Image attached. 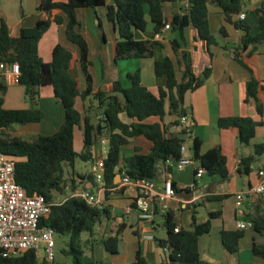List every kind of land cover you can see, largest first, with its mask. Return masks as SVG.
I'll return each mask as SVG.
<instances>
[{
	"label": "trees",
	"instance_id": "1",
	"mask_svg": "<svg viewBox=\"0 0 264 264\" xmlns=\"http://www.w3.org/2000/svg\"><path fill=\"white\" fill-rule=\"evenodd\" d=\"M168 0H114L110 5L107 0H40L38 12L47 13L48 19H38L34 27H22L17 35H12L6 21L0 13V62L17 63L20 75L13 83L25 89V95L31 101L29 109H5L4 97L8 86L0 83V153L15 161L17 183L30 196L42 195L51 205L49 216L42 222L46 227L54 230L56 236H67V247L61 254L70 257L73 264H98L95 257L96 242H102L105 251L115 256L119 253L124 222L116 231H110L106 236L98 234L104 229V223L115 221L120 215H114L113 207L108 204L113 194L123 193L125 187L116 183L117 176L127 174L131 180L152 179L156 182L161 169L171 171L173 162L182 158L181 148L185 143L187 132L183 129L180 118L188 116L185 108L187 93L202 87L210 78L211 69L207 68L202 76H198L189 58L185 46L184 32L193 28L200 41L208 46L217 45L208 22V5L213 4L223 10L226 23L242 31L238 46L234 49V59L245 68L251 79L246 85L244 102L255 100L259 114H263V106L258 97L260 81L255 77L254 70L244 59L249 47L255 51L264 44V1L256 10L260 31L251 34L250 26L244 20L234 19L242 12V6L247 0H183L189 6L183 13L173 17L171 31L175 38L171 41L172 54L175 57H164L154 63V74L158 80L165 81L164 86L154 93L142 84L140 70L127 74L130 86L126 87L120 80H114L111 90L94 91L93 77L89 71L92 65L89 58V45L82 34V24L77 19L80 9H98L105 7L107 21L113 26L118 38L115 44V59H146L153 58L155 48L163 45L152 40H145L140 34L146 33L149 25L154 34L168 24L164 17V5ZM54 12H58L54 14ZM66 16V22L59 15ZM98 18V17H97ZM98 28L103 35L102 23L98 19ZM66 24L67 40L79 51L80 71L85 77L86 88L80 89L79 80L70 73L71 52L62 45H57L52 53L51 62H45L40 54V41L50 30L52 25ZM223 32V29H222ZM105 68H103V72ZM51 88L56 98L64 108L65 122L53 135H38L28 140L8 131L16 126L40 124L44 112L39 107L41 90ZM82 103L81 112L77 101ZM94 111L99 115L95 122ZM126 116L131 122L122 120ZM173 118V122L166 123V118ZM158 118L155 123L147 120ZM264 123L255 122L250 117H223L218 119L220 130L237 129L238 140L242 146H250L256 138L257 127ZM181 127L176 133L172 128ZM83 129V149H75V133ZM109 140L108 154L105 166L104 205L99 208L86 199L73 196L78 189L94 192L96 181L92 174H80L76 171L78 159L90 163L93 159V144L100 137ZM144 140L151 144L146 152L142 147L135 146L132 154L126 156L123 149L131 142ZM202 141L193 139V158L197 169L203 168L210 177H217L221 182L230 178L227 158L221 147H213L205 153L201 152ZM264 158V142L253 145V153L241 159L238 171L244 175L252 172L253 164ZM170 162L171 164H168ZM173 163V164H172ZM197 169H194V186L196 184ZM157 183V182H156ZM90 185V186H88ZM173 186L177 195L188 192L180 190L175 183ZM229 196L216 197L225 200ZM61 198V199H60ZM261 202L256 203V211ZM132 209H136L133 205ZM167 238L156 240L163 251L167 249V261L163 264H208L201 259L199 240L210 234L213 221L222 217V212H210L205 222H198L197 213L193 211L192 227L185 229L177 222L176 214L170 209L165 215ZM123 217H125L123 215ZM251 229L258 234L264 232V215H244L242 217ZM86 234L85 239L82 235ZM245 230H223L221 237L224 248L230 254H237L241 241L245 237ZM100 237V239H99ZM253 253L264 259V246L253 243ZM0 264H40L31 251L12 257H5L0 249ZM52 264H66L55 258ZM133 264H150L137 251Z\"/></svg>",
	"mask_w": 264,
	"mask_h": 264
},
{
	"label": "crops",
	"instance_id": "2",
	"mask_svg": "<svg viewBox=\"0 0 264 264\" xmlns=\"http://www.w3.org/2000/svg\"><path fill=\"white\" fill-rule=\"evenodd\" d=\"M63 2L65 0H56ZM264 0H247L242 6V12L245 13L247 22L251 29V34L256 35L260 31L259 19L256 10L260 7ZM114 0H107L110 5ZM40 0H0V13L6 21L12 35H17L22 27L32 28L38 19H48L47 13L37 11ZM186 7V1L183 0H168L164 5V17L167 23H171L174 16L182 14L183 9ZM80 9L77 11V19L83 24L82 15L91 17L88 12ZM58 12H54L57 14ZM59 15L66 22L67 18L64 14ZM95 16L102 23L103 35L105 41H102V34L99 32V40L101 39L103 45L97 50V45L91 44L90 39L83 32L82 34L89 45V58L92 65L89 71L93 77L94 91L111 90V85L114 80H119L125 74L133 73L124 70L121 71L117 66L115 59V66L109 70V63L106 59L110 60L111 55L109 50L105 53V48L111 42L114 45L115 58V44L117 41V34L113 26L107 21L105 7L98 8L95 11ZM238 19V17H234ZM208 22L212 34L215 36L217 45L208 46L205 42L200 41L197 37L196 31L189 27L184 32L185 46L183 50L188 52L189 58L192 62L195 72L198 76H202L203 72L211 69L210 78L206 83L193 92L187 93L185 97V108L188 112L189 124L193 126L192 137L185 138V145L187 146L188 153L186 155L193 157L192 145L193 139L199 138L202 141L201 152L205 153L213 147H221L224 156L227 158L228 168L230 170V178L225 182H221L217 177H210L207 174L201 179H196L194 186V168L187 167L179 171L173 167L171 171L161 169L157 176L156 182L160 189L166 181L170 180L175 183L180 190L189 189L188 192H182L177 195L176 199L169 202L170 209L176 214L178 224L185 228L191 229V224L186 216L182 218V213L186 210L195 211L197 213L198 222L202 223L208 219L210 212H222V217L213 221L212 230L210 234L202 236L199 240V248L201 259L208 264H264V259L256 257L253 253V243L264 246V232L262 234L255 233L252 229L248 230L249 224L245 230L246 234L241 241L240 250L237 254H230L224 248L222 243V231L238 230L237 208L234 201V194L239 192H247L254 187L259 181L258 172L264 170V158H259L256 163L257 166H252V172L249 175H244L238 171L239 165L237 160H241L253 153V145L256 143L264 142V124L257 127V134L254 142L246 147L242 146L238 140V130L228 129L220 130L217 121L223 117H250L255 122L264 123V44L260 45L257 50L249 47L244 54V59L248 65L254 70L255 77L260 81V89L258 97L263 106V114H259L255 100L251 99L248 103L244 102L246 85L251 79V74L238 64L234 59V49L238 46L242 31L236 29L234 25L228 24L225 21L223 10L213 4L208 5ZM66 24L52 25L50 30L44 35L40 41V54L45 62H51L52 53L57 45H62L68 49L72 54L70 62V73L73 77L77 78L80 83V89L83 91L86 88V81L84 75L80 71L79 66V51L72 45L65 35ZM223 29V32H222ZM140 37L145 40H152L159 42L163 48L156 47L155 55L152 61L146 59H130L137 60V69L140 70L142 84L149 88L154 93H157L160 86H164L163 79L158 80L155 76L153 78L152 69L154 70V63L156 60L164 57H171L175 60L171 50V41L176 37L171 30L161 29L159 34H154L153 27L150 24L146 33L140 34ZM95 49V50H94ZM97 53L101 60V71H97L98 77H103V74L111 71L113 73L107 83L100 85L96 83L95 76L92 69L97 67ZM96 56V58H95ZM111 56V57H110ZM103 68L105 71L103 72ZM150 71V72H149ZM148 76V77H147ZM106 75L104 76V78ZM84 79L85 85L81 88V81ZM8 86L7 93L4 97L5 109H29L26 102H19V98H15L12 87L16 86L15 83H6ZM19 86V85H18ZM21 93V90H16ZM39 107L44 112L45 118L40 123L45 122L46 126L38 131V135H53L62 127L65 122L64 108L61 101L55 97L51 88H43L41 91ZM22 100H25V89L22 90ZM20 97V96H19ZM78 109H81L82 103L77 101ZM125 122H131L124 115L121 117ZM173 118H166V123L173 122ZM158 118H151L147 120L148 123L158 122ZM176 133L181 132V127L172 128ZM34 132V131H33ZM81 136L79 137V133ZM35 133V132H34ZM79 137L82 140L83 149V129H77L75 133V149L76 140ZM261 137V139H260ZM105 138V137H102ZM101 138V139H102ZM259 138V139H258ZM187 139V141H186ZM97 141H100L98 138ZM133 148L137 145L142 147L144 151H148L151 147L149 142L139 140L138 142H131ZM107 148V147H106ZM102 145L97 149L92 150L96 154H100ZM77 151V150H76ZM82 151V150H81ZM77 151V152H81ZM119 181L116 178V182ZM120 183V181H119ZM90 186V185H88ZM194 186V187H193ZM96 186L94 188V191ZM228 195L225 200L216 199L218 196ZM135 199V192L130 188H125L123 193L113 194L111 200L108 201L113 207L114 215L123 214V211L128 206H133ZM256 203L248 200L245 203L244 215H264V204H261L260 209L256 211ZM199 209L205 211L204 216H201ZM104 234L106 236L110 231H116L115 221L104 223ZM108 230V231H107ZM249 231V232H247ZM167 238V230L165 226V217L160 214L158 207H154L152 218L142 219L137 209H132L129 215L124 217V228L119 243V253L115 256L108 254L102 242H96L100 245L103 256L111 259V264H133L138 250L147 259L150 264H163L167 261V255L160 249L156 240H164ZM95 245V246H96ZM146 250L144 251V248ZM151 256V257H150ZM98 262V261H97Z\"/></svg>",
	"mask_w": 264,
	"mask_h": 264
},
{
	"label": "built area",
	"instance_id": "3",
	"mask_svg": "<svg viewBox=\"0 0 264 264\" xmlns=\"http://www.w3.org/2000/svg\"><path fill=\"white\" fill-rule=\"evenodd\" d=\"M188 1L186 7H188ZM240 20H244L246 15L241 12L238 15ZM170 23L165 26V30H171ZM20 75L17 63L0 62V83H12ZM183 129L189 131L188 116L180 118ZM187 138L192 134L187 132ZM102 150L100 154L93 152V159L89 163L90 173L96 181L94 192L90 190L78 189L73 196L86 199L91 204H96L99 208L104 205L105 192V166L104 162L108 154L107 138L100 140ZM188 148L183 144L181 148L182 158L174 163V168L179 171L187 167L197 169V164L193 157L186 155ZM172 163V164H173ZM238 165L241 160H237ZM168 164H171L168 162ZM206 175L203 168L197 169L196 179H201ZM259 181L247 192L234 194V201L237 208L238 229L244 230L247 224L242 220L244 216L245 203L252 200L255 203H264V170L258 172ZM121 187L130 188L135 192L134 204L142 219L152 218L154 207H158L161 215H165L169 210V202L176 199L177 192L173 183L168 180L160 189L158 184L152 179H141L133 181L123 173L120 175ZM194 187V186H193ZM51 205L42 195L35 194L30 196L17 183L15 161L7 155L0 153V249L5 257H12L31 251L35 254L40 264H52L56 258V233L54 230L43 225V221L49 216ZM132 207L124 209L123 215H129ZM123 215L115 220L117 228L124 222ZM166 253L167 249L164 250Z\"/></svg>",
	"mask_w": 264,
	"mask_h": 264
},
{
	"label": "rangeland",
	"instance_id": "4",
	"mask_svg": "<svg viewBox=\"0 0 264 264\" xmlns=\"http://www.w3.org/2000/svg\"><path fill=\"white\" fill-rule=\"evenodd\" d=\"M97 10L98 9H96V10H94V9L85 10L86 12H88V14L91 15V17L88 18V16L82 15V19H83L82 20L83 21L82 25H83V32L90 39L91 44L94 45V43H95L97 45V50H99L101 48V46L103 45V43H102L101 39L100 40L98 39L99 38L98 33L100 31H99V28H98L97 18L95 16V11L97 12ZM108 50L110 52V55L112 56V57L110 56L111 57L110 60L106 59L107 63L110 61V63H109V70H110V69H113L115 67V66H113V64H115V62H116L115 58H113L114 45H113L112 42L108 46H106L105 53ZM95 58H96V56H95ZM97 58H98L97 59V65H96L97 67L92 69V73L95 76L96 83L99 82L100 85H104L105 83L108 82L109 77L113 73H111V71H108L107 73L103 74V77L99 78L98 75H97V71H101V60H100V57H99L98 53H97ZM150 60L152 61V59L147 58V61H150ZM134 62H138V61L137 60L130 61V59H122V60L117 61L116 63H117V66H119L117 68H119L123 72H124V70L129 71V72H135L136 69H137V65L138 64L134 63ZM151 74H153V78H155V74H154V70L153 69H152V73ZM105 75H106V77L104 78ZM119 80L124 84V86H126V87L130 86V82L127 79V74H125V76L122 77ZM84 85H85V81L83 79L81 81V88H83ZM12 89H13V93H14L15 98H19V102L20 103H21V101L22 102H26V105L28 104V107L31 108V106H32L31 105V101H30V99L28 97H25L24 101L22 100L23 87L16 85V86L12 87ZM16 90H21L20 91L21 93H17ZM93 117H94L95 122H97L98 119H99V115L97 116V113L95 111L93 113ZM124 117L126 119V116H124ZM45 126H46L45 122H43L42 124H30V125H26V126L16 125V126L12 127L8 132L10 134H13V135L22 136V137H24V138H26L28 140H33V139H35L38 136V131L41 128L45 127ZM78 133L80 134V132H78ZM80 136H81V134L79 135V137ZM79 137L76 140V150L77 151H81L82 150V140L80 142ZM101 138L102 137H100V140H101ZM260 139H261V137H260ZM186 141H187V139H186ZM252 141L254 142V139ZM188 145H189V143L187 144V146ZM99 146H100V141L95 142L93 144V150L97 149ZM123 154L126 155V156L131 155L132 154V145L126 146L123 149ZM254 166H257L256 162H255ZM90 167H91V165L89 163H85V162H83L80 159H78L76 161V171L78 173H80V174L89 173L90 172ZM199 213H200L201 216L206 215L205 211L202 210V209H199ZM192 215H193L192 211L186 210V211H184L182 213V218L184 219L187 216L188 220H189V222L191 224ZM177 216L179 217L178 213H177ZM250 229H251V226L249 225L248 230H250ZM247 232H249V231H247ZM98 234H104V230H99ZM86 237H87L86 234L82 235L83 239H85ZM99 239H100V237H99ZM68 241H69V238L67 236H56V244H57V246H56V260L58 262H61V263L73 264L72 263V259L70 257H65L64 255L61 254V250L67 247ZM145 250H146V247L144 248V251ZM95 257H96V260L98 261V264H111V262H109V260L111 261V259L105 258L103 256L102 249H101L100 245L99 246L98 245L95 246Z\"/></svg>",
	"mask_w": 264,
	"mask_h": 264
},
{
	"label": "water",
	"instance_id": "5",
	"mask_svg": "<svg viewBox=\"0 0 264 264\" xmlns=\"http://www.w3.org/2000/svg\"><path fill=\"white\" fill-rule=\"evenodd\" d=\"M117 179L120 181V176H117ZM119 181H117L116 183H119Z\"/></svg>",
	"mask_w": 264,
	"mask_h": 264
}]
</instances>
